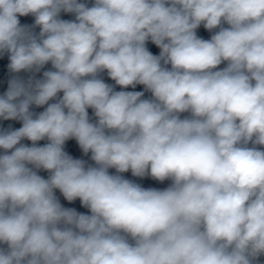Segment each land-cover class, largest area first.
<instances>
[{"label":"clouds","instance_id":"9594fccd","mask_svg":"<svg viewBox=\"0 0 264 264\" xmlns=\"http://www.w3.org/2000/svg\"><path fill=\"white\" fill-rule=\"evenodd\" d=\"M201 25L219 30L205 40ZM4 55L0 119L22 126L0 130V264H258L264 0H0Z\"/></svg>","mask_w":264,"mask_h":264},{"label":"water","instance_id":"95a60500","mask_svg":"<svg viewBox=\"0 0 264 264\" xmlns=\"http://www.w3.org/2000/svg\"><path fill=\"white\" fill-rule=\"evenodd\" d=\"M81 2L86 3L89 7L92 6L94 0H81ZM61 18L62 19H67V20H74V14H68V13H61ZM20 22L22 25H32L34 24V17H32L31 15L27 16V17H19ZM224 27H228V25L224 24ZM219 29H213L211 32L206 30L203 25H201L196 31H197V36L205 39V40H210L211 36L213 34H215V32H217ZM35 31L38 33L39 29L36 28ZM147 47L149 49L150 52H152L154 55H159L160 49L157 48L154 44L151 43V41H149L147 43ZM9 63V60L7 58V55L4 56H0V95H3L4 92H6L7 87H8V81L9 79L12 78V76L14 74L10 73L7 65ZM227 66V62L222 63L220 66H218L219 69H222L224 67ZM168 68H170L171 66L168 65ZM44 70H52L51 69V64L49 63L48 65L45 66L44 69L41 70L40 73H26V72H21L18 75L24 79L27 80L30 76H35L36 79H42V73ZM100 78H102L106 83L113 85L114 90L116 91H120V90H125V91H144V96L142 97V99H151L152 98V94L148 91H145L144 86L143 85H137L136 88H127V89H121L119 86L115 85V82L112 81L108 76H107V72L105 71L104 73L100 74ZM62 96V93L60 94ZM46 107V106H45ZM43 108H37L36 106H31L30 111H33L34 113H39L41 111H43ZM89 116H90V121L91 122H95L96 121V117L94 116L93 110L89 109ZM181 118H185V117H190V113H182L180 114ZM22 126V121H18V120H2L0 119V130H7V129H11V130H16L19 129ZM21 143L31 146V141L28 140H22ZM38 146H43L44 144L47 143L46 140L44 141H39L37 142ZM252 145L249 144V147H251ZM258 148H260L261 150H264V146H256ZM3 150H0V153H2ZM65 151H67L70 155L73 156V158H78V159H83L87 162V165H94V162L90 159L91 153H89L87 156H85L82 152V150L79 148L78 144L76 143L75 140H70L66 142L65 145ZM109 173L110 174H117L115 169H109ZM41 176H43L44 178L48 177V173L41 170L39 171V173ZM119 175H122L124 178L129 179L135 183L140 184L143 188L148 189V188H155L158 190H163L166 189L167 187L171 186L172 181L171 180H165L163 182L154 180L153 178H151V176H145L143 178L141 177H134L131 174V171L129 170L126 173H120ZM56 195L58 196V198L60 199V202L62 203V205L64 207H68V208H75L78 212L80 213H84V214H90V211L87 208H84L81 204L79 199L75 200L74 202L69 203L68 201H66L63 196L59 193V191H56ZM131 242V241H130ZM258 264H264V256L259 257V261Z\"/></svg>","mask_w":264,"mask_h":264}]
</instances>
